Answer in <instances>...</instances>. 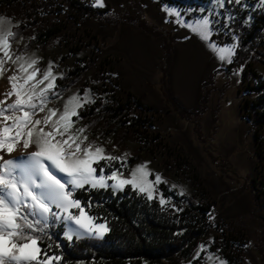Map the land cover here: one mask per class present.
<instances>
[{
  "label": "rangeland",
  "instance_id": "374dc122",
  "mask_svg": "<svg viewBox=\"0 0 264 264\" xmlns=\"http://www.w3.org/2000/svg\"><path fill=\"white\" fill-rule=\"evenodd\" d=\"M86 1L87 6L104 13H99L97 18L85 16L73 19L65 3H57L52 11L54 10V14L64 19L67 24L65 37L29 50L26 47L32 36L26 33L12 43L14 50L22 48L27 53L34 52L42 57L39 65L42 69L47 67L50 60L58 65L54 69L57 73L68 72L75 66L85 68L83 80L87 85L70 88L62 95L63 99H54L49 107L62 110L64 101L69 96L78 91L82 93L84 89L92 90L96 103L131 100L141 104L142 107L136 106L134 116H139L145 123L134 141H127L120 150L114 146L112 139L99 141V144L117 155L124 152L131 155L142 153V162L150 161L149 168L161 173L169 181L168 185L159 186L165 195H176L180 187H183L186 189L184 196H189L201 204H210L213 210L210 234L201 242L207 251H200L197 258L198 248L184 264H212L207 260L212 253L227 260L228 264H264V207L254 214L249 191L243 188L249 179H255L258 187L264 191V165L259 161V154L264 155V128L256 135L246 118L247 100L252 98L253 94L246 90L247 83L242 79L241 69L229 71L230 64L226 63L215 68L201 82V97L196 106L199 82L206 73V66L211 62H204L188 43L182 47L181 63L189 66V69L183 67L178 78L174 80L172 68L179 51L178 46L183 41L176 31L162 20L159 15L162 11H159V14L150 11L145 0H129L128 3L124 0H104L106 6L103 8L94 7V0ZM164 1L181 8L196 9L191 15H198V9H207L210 6V0ZM246 2L250 5L248 9H257L256 0ZM137 3L141 5L143 18L156 30L170 33L173 39L174 53L168 70L167 88L179 109L196 113L201 109L204 93L209 95L207 109L201 118L202 140L197 138L191 122L179 118L178 112L168 103L161 91L163 38L147 34L138 22L133 21L139 13ZM227 7L230 8V5ZM42 15L46 17V13ZM0 16L9 18L19 26L23 23L15 17L5 14ZM69 18L73 24L68 22ZM124 23L135 26L153 39H161L162 53L154 50L153 53L147 54L132 45L131 41H125L120 32H113V28L121 27ZM29 30H33V27L29 26ZM232 36L230 27V34L220 32L213 36V39L221 45L231 44L234 43ZM190 39V36H187L183 40L189 42ZM253 67L264 77V68L260 64L255 63ZM211 80L212 85L207 86L205 90L204 84ZM144 82H149L158 91L170 107L169 112L176 115L177 121L163 110L152 92L145 88ZM7 88V79H0V93ZM76 127H80L79 123ZM189 129L195 146L206 159L207 177L213 179L217 175L234 187L233 192L247 194L251 204L250 214L245 210L243 194L232 195L230 191H222L205 178L202 165L189 149L183 134ZM211 153L217 162L212 159ZM20 154V151H17L11 156ZM172 183L178 185V188L168 192L167 189ZM262 200L264 204V197ZM96 222L104 223L98 220ZM216 264L219 262L216 261Z\"/></svg>",
  "mask_w": 264,
  "mask_h": 264
},
{
  "label": "snow or ice",
  "instance_id": "6c2138e0",
  "mask_svg": "<svg viewBox=\"0 0 264 264\" xmlns=\"http://www.w3.org/2000/svg\"><path fill=\"white\" fill-rule=\"evenodd\" d=\"M229 5L250 7L246 0H210V6L198 9V15H191L196 9L169 4L162 10L171 22L197 36L219 61L231 64L239 38L233 35L234 43L223 45L213 39L220 32L230 34L237 16ZM93 6L106 5L104 0H94ZM255 8L264 10V0H256ZM250 20L251 15L244 23ZM16 27L19 25L0 16V79L8 82V88L0 93V264H67L58 241L42 247L45 239L53 240L50 229L58 223L64 225L67 241L84 236L103 239L111 228L106 218L97 223L99 217L90 213L93 192L110 191L116 196L130 190L148 203L158 201L162 212L169 206L175 213L182 212L173 196L165 195L159 187L169 181L149 168L150 161L128 170L130 153L113 155L89 140L88 126L76 127L83 119L80 109L96 103L91 89L69 96L62 110L49 107L54 99H63L56 81L63 79L64 73L55 72L58 65L51 60L46 68L39 67L43 58L34 52L14 50ZM17 151L19 156H11ZM177 188L172 183L167 190ZM176 195H186V189L180 187ZM200 251H207L204 244L199 245L197 258ZM207 260L228 264L215 253Z\"/></svg>",
  "mask_w": 264,
  "mask_h": 264
},
{
  "label": "trees",
  "instance_id": "16d2710c",
  "mask_svg": "<svg viewBox=\"0 0 264 264\" xmlns=\"http://www.w3.org/2000/svg\"><path fill=\"white\" fill-rule=\"evenodd\" d=\"M62 2L70 9L73 19L85 16L97 18L99 13H104L87 6L86 0H0V15L15 17L23 22L14 31L18 33L16 40L25 33L32 36L26 47L29 50L65 37L67 24L64 19L54 14V10L52 11L57 3ZM136 8L139 13L133 21L138 22L147 34L163 38L161 91L168 103L178 112L179 118L191 122L197 138L202 140L201 118L207 109L209 95L204 93L201 109L196 113L179 109L167 88L168 70L174 53L173 39L170 33L156 30L143 18L139 3ZM230 8L237 16L231 29L233 35L239 38V48L228 70L241 69L242 79L247 83L246 90L253 94V97L247 100L246 118L257 135L264 128V77L254 69L253 64H260L264 68V10L241 9L231 5ZM44 13L46 17L42 15ZM249 15L251 20L246 24L244 21L248 20ZM67 20L73 24L70 18ZM29 26H32L33 30H29ZM17 49L23 51L22 48ZM85 72V68L79 66L65 72L64 78L56 81L61 94L64 95L75 86H86L87 83L83 80ZM212 81L204 84L205 90L207 86L212 85ZM136 106L142 107L131 100L97 102L84 106L80 109L83 119L79 121V126H88L86 134L90 141L95 140L99 144V141L112 139L114 146L120 150L127 141L135 140L145 123L139 116H134ZM108 152L117 155L111 150ZM211 157L218 161L212 153ZM259 161L264 165L263 154H259ZM141 162L142 153L130 155L128 170ZM128 170H125V175H128ZM243 188L249 191L256 214L264 207V191L258 187L255 179H249ZM79 195L78 192L77 196ZM90 195L93 197L90 213L99 217L100 222H105L106 218L111 231L103 239L84 237L70 242L63 238V224H56L50 229L53 240L45 239L42 247L58 241L63 246L67 264H184L196 252L202 240L210 234L212 207L210 204L198 203L189 196L173 195V203L183 208L182 212L175 213L170 206L168 211H160L158 201L148 203L142 196H136L130 190L116 196H112L110 191L93 192ZM97 204H102V207H97ZM53 250L58 253L61 251L55 248Z\"/></svg>",
  "mask_w": 264,
  "mask_h": 264
},
{
  "label": "bare ground",
  "instance_id": "6f19581e",
  "mask_svg": "<svg viewBox=\"0 0 264 264\" xmlns=\"http://www.w3.org/2000/svg\"><path fill=\"white\" fill-rule=\"evenodd\" d=\"M124 1H126L127 3L129 2V0H124ZM145 2L148 4L150 11L154 12L155 14H159L158 12L162 11V13L159 14L161 16L162 20L166 24L171 26L183 41L178 46L179 51H178V54L176 57L175 64L173 65V68H172V74H173L174 80H176L178 78L179 74L182 71L181 69L183 67L189 69V66L183 65L181 63L182 52H183L182 47L187 46L188 43L193 48L195 54L197 56L201 57V59L204 60V62H206V61L211 62L208 66H206V70H205L206 73L202 77V79L200 80L198 88H197V94H196L195 102H196V106H198L199 101H200V97H201V82L206 77H208L215 68H217L219 65H221L223 63L217 59V57L205 46V44L200 39L197 38V36L191 34L187 29L182 28V27L178 26L177 24L171 22V19L162 10V7L164 4H169V5H172V4L166 3L164 0H145ZM172 6H177V7L181 8L178 5H172ZM113 32H115L116 34L118 32H120L121 36L124 37L125 41H131L132 45L140 48L143 52L145 51L147 54L153 53L154 50H157L158 52L162 53V49L160 47V44H161L160 40L153 39L152 37L147 35L144 31L137 29L133 25L124 23L121 27L118 26V27L113 28ZM187 36H190L191 39L189 42H184L183 39ZM158 66H159V64L157 63V67ZM144 85H145L146 89H148L152 92L153 96L155 97V99L157 100L159 105L163 108V110L169 116H171L175 121H177L176 115H173L169 112L170 107L166 104L165 100L158 93V91L153 86H151V84L149 82H144ZM183 134L185 135V137L187 139V144H188L189 149L195 155L199 164L202 165V173L205 176V178L209 182H213L214 184H216L219 187V189L222 191H230L232 195L243 194L244 200H245V210L248 211L250 214L251 213V204H250V199H249L248 195L244 194L243 192H240V191L233 192L232 190L234 189V187L227 184L221 177H219L217 175H215V177L213 179H210L209 177H207L206 171H205V165L207 163L206 159H205L203 153L201 152V150L195 146L193 139H192V136H191V130L189 129L188 131L184 132ZM263 216H264V213H263Z\"/></svg>",
  "mask_w": 264,
  "mask_h": 264
},
{
  "label": "crops",
  "instance_id": "0c3cea01",
  "mask_svg": "<svg viewBox=\"0 0 264 264\" xmlns=\"http://www.w3.org/2000/svg\"><path fill=\"white\" fill-rule=\"evenodd\" d=\"M63 227H64V225H63ZM84 237H86V236H84ZM92 238H95V237H92Z\"/></svg>",
  "mask_w": 264,
  "mask_h": 264
},
{
  "label": "water",
  "instance_id": "95a60500",
  "mask_svg": "<svg viewBox=\"0 0 264 264\" xmlns=\"http://www.w3.org/2000/svg\"><path fill=\"white\" fill-rule=\"evenodd\" d=\"M161 40V39H160ZM161 42H162V40H161Z\"/></svg>",
  "mask_w": 264,
  "mask_h": 264
}]
</instances>
